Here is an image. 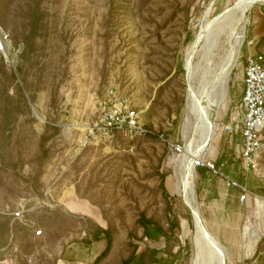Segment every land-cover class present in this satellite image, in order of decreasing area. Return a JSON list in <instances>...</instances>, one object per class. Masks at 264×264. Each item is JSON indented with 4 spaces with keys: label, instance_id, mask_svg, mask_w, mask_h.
I'll return each instance as SVG.
<instances>
[{
    "label": "rangeland",
    "instance_id": "374dc122",
    "mask_svg": "<svg viewBox=\"0 0 264 264\" xmlns=\"http://www.w3.org/2000/svg\"><path fill=\"white\" fill-rule=\"evenodd\" d=\"M239 1L0 0V264L68 256L89 264L106 245L104 237L91 245L97 227L112 237L99 264H121L134 246L130 264L142 253L145 264H196L198 249L200 264H219L197 248L183 202L182 163L194 157L215 166L204 177L192 167V183L223 264H264V154L248 176L239 155L245 57L264 56V0L243 16ZM108 88L128 98L150 134L89 135ZM189 89L212 124L202 148ZM220 174L242 182L246 200ZM72 194L97 217L68 211ZM141 216L163 234L147 239Z\"/></svg>",
    "mask_w": 264,
    "mask_h": 264
},
{
    "label": "built area",
    "instance_id": "2783aa9c",
    "mask_svg": "<svg viewBox=\"0 0 264 264\" xmlns=\"http://www.w3.org/2000/svg\"><path fill=\"white\" fill-rule=\"evenodd\" d=\"M244 92L240 99V158L243 174H258L260 160L264 154V56L248 54L244 66ZM150 130L141 122L139 113L132 107L128 98L121 96L114 88L106 90L105 99L98 102L97 114L89 126V135L113 138L117 135L138 137L150 134ZM180 151V147L171 144ZM193 167H206L214 170L215 166L195 158ZM227 187L239 190L240 201L246 200L248 189L234 178L220 174ZM22 210L14 212V218L20 219ZM41 230L37 231L40 235Z\"/></svg>",
    "mask_w": 264,
    "mask_h": 264
},
{
    "label": "bare ground",
    "instance_id": "6f19581e",
    "mask_svg": "<svg viewBox=\"0 0 264 264\" xmlns=\"http://www.w3.org/2000/svg\"><path fill=\"white\" fill-rule=\"evenodd\" d=\"M257 1H260V0H240L238 2L237 8L240 10L241 15L243 16L245 14L246 10L249 7H251ZM209 27H210V25H205L201 29L198 36L194 40V42L191 46V49L186 54L187 59L185 62L186 63L185 67L187 68V71L191 70V65H192L191 61L194 57L196 46L206 37V35L209 31ZM232 54H233V52H232ZM189 93H190V100H191V109L197 115L199 122L204 125V128L206 130L205 140L203 141V144L201 146V148H202V147L206 146V142L211 137L212 124L210 122L207 109L205 107L201 106V104H200L201 101L199 99L200 98L199 95H197L195 92H193L192 89H189ZM212 104H214V103H212ZM194 159H195V157H194ZM194 159L182 163V172H181V180L180 181L182 184L183 202H184L185 206L190 209L191 215L193 217V223H194V229H195L194 230V237H195V242H196L195 244L197 245V248L200 247L199 242H202L205 245V247H207L211 253L214 252L217 255V258H219V264H223V259H221V257H220V255H221L220 246L214 239H211L208 237L209 234L206 232V230L203 226V223L201 221V218H200V215L198 212V208L195 204V197H194V193H193V183H192V179H193L192 167H193ZM202 253H203V251H201L199 249L196 252V257L194 260L196 264H200Z\"/></svg>",
    "mask_w": 264,
    "mask_h": 264
},
{
    "label": "trees",
    "instance_id": "16d2710c",
    "mask_svg": "<svg viewBox=\"0 0 264 264\" xmlns=\"http://www.w3.org/2000/svg\"><path fill=\"white\" fill-rule=\"evenodd\" d=\"M218 164H220V163H217V167L219 166ZM208 170L209 169L206 167H197V172L201 177H204ZM161 177H162V179L165 178L164 175H162ZM140 222H141V225L143 227V234L147 239H154L156 236L163 234V230L158 225H156L151 220L145 218L144 216H141ZM101 237L105 238L106 245H105L104 249L102 250V252L94 259L93 264H99V262L108 254V252L111 248V244H112L111 233L109 232V230H103L102 228L97 227L96 232L93 236V240L99 241L101 239ZM151 252L153 253V256L158 253L157 250H152ZM135 253H136V246H134V250H133L132 254L126 260H124L121 264H130L135 259ZM144 254L145 253H142L141 257H140V263L141 264H145L144 263ZM154 261H156V260H154Z\"/></svg>",
    "mask_w": 264,
    "mask_h": 264
},
{
    "label": "crops",
    "instance_id": "0c3cea01",
    "mask_svg": "<svg viewBox=\"0 0 264 264\" xmlns=\"http://www.w3.org/2000/svg\"><path fill=\"white\" fill-rule=\"evenodd\" d=\"M243 92H244V83L242 84L241 97L243 95ZM216 163H220V165H222V162L220 160H217ZM240 183L242 184V182H240ZM87 203L88 202L86 200L80 199L77 196H75L74 194H72L70 196L69 200L67 201L66 207H67L68 211H70V212H78V213H84V214L91 213V216L89 215L90 217H97V212L95 210H93L91 208V206ZM101 241L103 242L104 240L101 238L99 241H95V242L91 243V245L98 243V242H101ZM89 247H90V245H89ZM96 256L97 255H93L90 257L89 264H93V261L96 258ZM73 261H74L73 257L68 256L66 261H65V259L59 260L57 262V264H88V263H85V261H83V262L80 261V263H77L76 261H75L76 263L75 262L73 263Z\"/></svg>",
    "mask_w": 264,
    "mask_h": 264
},
{
    "label": "water",
    "instance_id": "95a60500",
    "mask_svg": "<svg viewBox=\"0 0 264 264\" xmlns=\"http://www.w3.org/2000/svg\"><path fill=\"white\" fill-rule=\"evenodd\" d=\"M209 238H211L209 235H208ZM212 239V238H211Z\"/></svg>",
    "mask_w": 264,
    "mask_h": 264
}]
</instances>
